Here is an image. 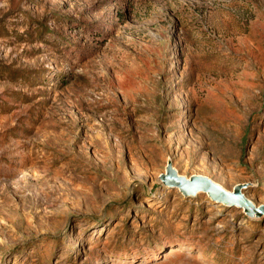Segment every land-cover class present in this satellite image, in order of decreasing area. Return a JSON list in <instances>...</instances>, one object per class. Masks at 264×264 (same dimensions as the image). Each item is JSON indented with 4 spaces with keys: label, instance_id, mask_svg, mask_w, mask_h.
Instances as JSON below:
<instances>
[{
    "label": "rangeland",
    "instance_id": "1",
    "mask_svg": "<svg viewBox=\"0 0 264 264\" xmlns=\"http://www.w3.org/2000/svg\"><path fill=\"white\" fill-rule=\"evenodd\" d=\"M168 161L264 204V0H0V264H264Z\"/></svg>",
    "mask_w": 264,
    "mask_h": 264
},
{
    "label": "water",
    "instance_id": "2",
    "mask_svg": "<svg viewBox=\"0 0 264 264\" xmlns=\"http://www.w3.org/2000/svg\"><path fill=\"white\" fill-rule=\"evenodd\" d=\"M160 180L168 186L178 188L186 196L195 195L202 191L216 202L242 207L245 213L250 216L264 214V204L256 206L247 198L241 191L243 185H236L230 191L205 175L181 176L170 161L167 162L165 172L160 175Z\"/></svg>",
    "mask_w": 264,
    "mask_h": 264
},
{
    "label": "bare ground",
    "instance_id": "3",
    "mask_svg": "<svg viewBox=\"0 0 264 264\" xmlns=\"http://www.w3.org/2000/svg\"><path fill=\"white\" fill-rule=\"evenodd\" d=\"M174 249H175L174 247H171V251H170V252H173V251H174ZM110 261H113V260H110Z\"/></svg>",
    "mask_w": 264,
    "mask_h": 264
}]
</instances>
